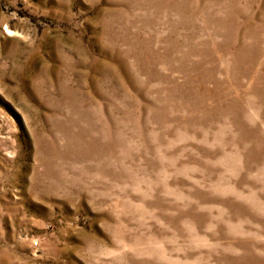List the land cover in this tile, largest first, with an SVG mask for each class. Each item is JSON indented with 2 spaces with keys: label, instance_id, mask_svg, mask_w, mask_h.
<instances>
[{
  "label": "rangeland",
  "instance_id": "rangeland-1",
  "mask_svg": "<svg viewBox=\"0 0 264 264\" xmlns=\"http://www.w3.org/2000/svg\"><path fill=\"white\" fill-rule=\"evenodd\" d=\"M0 264H264V0H0Z\"/></svg>",
  "mask_w": 264,
  "mask_h": 264
}]
</instances>
